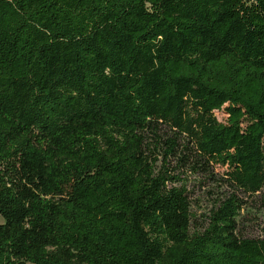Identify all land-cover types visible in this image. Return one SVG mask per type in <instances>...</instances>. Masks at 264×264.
Here are the masks:
<instances>
[{
	"label": "trees",
	"instance_id": "obj_1",
	"mask_svg": "<svg viewBox=\"0 0 264 264\" xmlns=\"http://www.w3.org/2000/svg\"><path fill=\"white\" fill-rule=\"evenodd\" d=\"M243 196L264 0H0V264H264Z\"/></svg>",
	"mask_w": 264,
	"mask_h": 264
},
{
	"label": "rangeland",
	"instance_id": "obj_2",
	"mask_svg": "<svg viewBox=\"0 0 264 264\" xmlns=\"http://www.w3.org/2000/svg\"><path fill=\"white\" fill-rule=\"evenodd\" d=\"M215 116L221 122L227 118L224 110L214 111ZM224 167H216L215 171H223ZM206 190L196 189L191 200V210L195 213L198 222H201L200 215L206 212L215 198V194L206 193ZM245 205L237 218L238 234L242 237H263L264 236V208L260 206L255 198L244 197Z\"/></svg>",
	"mask_w": 264,
	"mask_h": 264
}]
</instances>
